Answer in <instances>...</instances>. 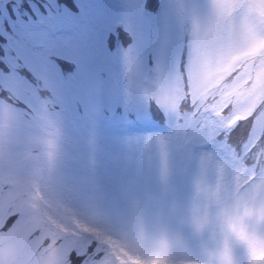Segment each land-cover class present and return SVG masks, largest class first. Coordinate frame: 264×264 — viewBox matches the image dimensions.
Segmentation results:
<instances>
[{
	"label": "snow or ice",
	"instance_id": "obj_1",
	"mask_svg": "<svg viewBox=\"0 0 264 264\" xmlns=\"http://www.w3.org/2000/svg\"><path fill=\"white\" fill-rule=\"evenodd\" d=\"M64 2L2 42L0 264H264V0Z\"/></svg>",
	"mask_w": 264,
	"mask_h": 264
},
{
	"label": "rangeland",
	"instance_id": "obj_2",
	"mask_svg": "<svg viewBox=\"0 0 264 264\" xmlns=\"http://www.w3.org/2000/svg\"><path fill=\"white\" fill-rule=\"evenodd\" d=\"M62 0H0V55L3 54V41L10 38L13 33H26L33 30L39 21L49 17L52 14L58 19L67 20L71 9ZM73 6L88 4L94 7L98 3L115 6L118 0H71ZM160 3V0H159ZM196 9L201 13L210 10V0H196ZM107 22V21H105ZM119 36H112L113 50L121 44L126 48L132 42L131 37L124 33L122 28L116 29ZM252 127L251 120L241 122L236 131L232 133L231 140L233 143L242 142L248 138L249 131Z\"/></svg>",
	"mask_w": 264,
	"mask_h": 264
}]
</instances>
